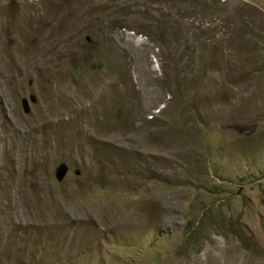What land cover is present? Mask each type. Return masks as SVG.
I'll return each mask as SVG.
<instances>
[{"label":"rangeland","instance_id":"obj_1","mask_svg":"<svg viewBox=\"0 0 264 264\" xmlns=\"http://www.w3.org/2000/svg\"><path fill=\"white\" fill-rule=\"evenodd\" d=\"M0 264H264V0H0Z\"/></svg>","mask_w":264,"mask_h":264},{"label":"water","instance_id":"obj_2","mask_svg":"<svg viewBox=\"0 0 264 264\" xmlns=\"http://www.w3.org/2000/svg\"><path fill=\"white\" fill-rule=\"evenodd\" d=\"M30 103H36V98H35V96H31L29 100H28V99H24V100L22 101V105H23L24 111H25V113H27V114L30 112ZM68 171H69L68 167H66V166H62V167L58 170V173H57V179H58L59 181H62V180L65 178V176H66V174H67Z\"/></svg>","mask_w":264,"mask_h":264}]
</instances>
